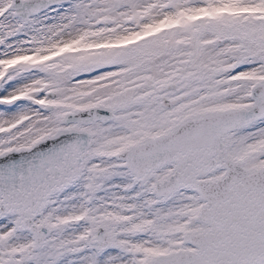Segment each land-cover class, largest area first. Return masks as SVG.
Instances as JSON below:
<instances>
[{
  "label": "snow or ice",
  "instance_id": "obj_1",
  "mask_svg": "<svg viewBox=\"0 0 264 264\" xmlns=\"http://www.w3.org/2000/svg\"><path fill=\"white\" fill-rule=\"evenodd\" d=\"M0 264H264V0H0Z\"/></svg>",
  "mask_w": 264,
  "mask_h": 264
}]
</instances>
